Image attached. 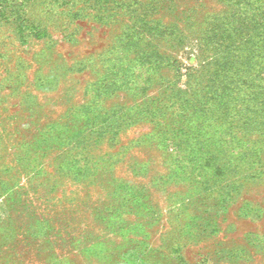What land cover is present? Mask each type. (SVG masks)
<instances>
[{"label": "rangeland", "instance_id": "374dc122", "mask_svg": "<svg viewBox=\"0 0 264 264\" xmlns=\"http://www.w3.org/2000/svg\"><path fill=\"white\" fill-rule=\"evenodd\" d=\"M0 264H264V0H0Z\"/></svg>", "mask_w": 264, "mask_h": 264}, {"label": "trees", "instance_id": "16d2710c", "mask_svg": "<svg viewBox=\"0 0 264 264\" xmlns=\"http://www.w3.org/2000/svg\"><path fill=\"white\" fill-rule=\"evenodd\" d=\"M231 72V69H226L223 67V69H217L212 74H217L218 79L222 78V80H225L226 78H229V73ZM235 73H232V77H235ZM246 78V76H245ZM241 82H244V80H240ZM225 84V83H223ZM222 83L217 82V80L214 82L213 86L211 87V94L209 96H203L201 100L198 101L195 100L193 103L195 107H200V110H196L197 113H202L204 116L212 113V104L217 103L215 107H213V110H217L218 113H220V119L222 117V122L225 124L226 117L229 116V118L232 119V125L235 124L237 121L236 118H239V114H237L238 111V104L236 96L239 94L240 90L242 89L241 85H244V83L238 82L237 84L223 86ZM204 91V88H197L194 90V95L199 94ZM193 101V100H192ZM202 105V107H201ZM209 106V107H208ZM249 108V107H248ZM241 110V109H240ZM215 114V113H214ZM212 114L211 116H213ZM205 119H208V117H205Z\"/></svg>", "mask_w": 264, "mask_h": 264}]
</instances>
